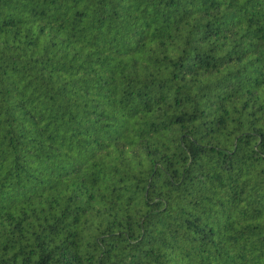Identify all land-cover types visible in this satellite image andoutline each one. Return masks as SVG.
I'll return each mask as SVG.
<instances>
[{
    "label": "trees",
    "instance_id": "16d2710c",
    "mask_svg": "<svg viewBox=\"0 0 264 264\" xmlns=\"http://www.w3.org/2000/svg\"><path fill=\"white\" fill-rule=\"evenodd\" d=\"M0 264H264V0H0Z\"/></svg>",
    "mask_w": 264,
    "mask_h": 264
}]
</instances>
